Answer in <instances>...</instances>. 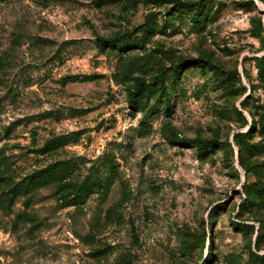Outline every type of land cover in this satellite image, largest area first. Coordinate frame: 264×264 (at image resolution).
I'll use <instances>...</instances> for the list:
<instances>
[{
    "label": "rangeland",
    "instance_id": "rangeland-1",
    "mask_svg": "<svg viewBox=\"0 0 264 264\" xmlns=\"http://www.w3.org/2000/svg\"><path fill=\"white\" fill-rule=\"evenodd\" d=\"M176 1L0 0V264H264V0Z\"/></svg>",
    "mask_w": 264,
    "mask_h": 264
},
{
    "label": "trees",
    "instance_id": "trees-1",
    "mask_svg": "<svg viewBox=\"0 0 264 264\" xmlns=\"http://www.w3.org/2000/svg\"><path fill=\"white\" fill-rule=\"evenodd\" d=\"M169 2H171L173 4V6L176 9H184L187 11H191L194 10L195 8H201L203 5L200 2H187V3H181L180 1H176V0H168ZM103 39H99V42H103ZM105 42L112 44H116L117 41L114 39H110V40H105ZM259 64V69L261 71V73L264 76V58H260L258 61ZM202 63L200 61L194 60V61H190V60H186V61H181L180 63H178L177 65H175L174 67V73L176 75H179V73L183 70V69H187L193 66H200ZM161 86H163L162 82H161ZM145 88V81L143 79H139L137 78L135 80V84L134 86L128 91V105L130 108H132L133 110H135L137 108V97L141 96L143 93V90ZM241 115V113H239ZM168 140L171 143L177 144V145H185V144H189L190 141L187 139H183L180 138L174 134H170L168 136ZM195 143V148H196V152L198 155L203 156L205 155L209 150H213L215 148H220L222 146L221 143L217 142V141H204V140H199L197 139L196 141H194ZM243 189L245 190V194H246V199L245 201L249 202L250 198L255 196L257 199L261 198L262 195L264 194V185H257L255 184H248L243 186ZM214 213V211H213ZM210 221H213V218H210ZM250 230L253 232V229L250 227ZM257 234H259L257 232ZM204 238V235H203ZM209 258L206 259L204 261L203 264H209V262L211 261V257L212 254L210 253ZM262 260H264V257L262 258Z\"/></svg>",
    "mask_w": 264,
    "mask_h": 264
}]
</instances>
